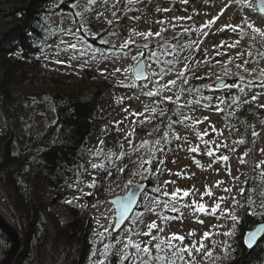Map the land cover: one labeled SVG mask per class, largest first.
Masks as SVG:
<instances>
[{
  "label": "rangeland",
  "instance_id": "374dc122",
  "mask_svg": "<svg viewBox=\"0 0 264 264\" xmlns=\"http://www.w3.org/2000/svg\"><path fill=\"white\" fill-rule=\"evenodd\" d=\"M62 1L52 0L55 6ZM93 2L81 0L77 6L81 10H88L95 7ZM106 3V6L100 7V15L106 29L107 43L122 50L109 55L99 68L92 71L115 83H125L137 61L145 59L149 69L146 85L156 91V81L165 85L168 81L176 80L175 86L170 85V90H161V93L163 99L170 96L171 102L181 108L172 141L168 139V134L160 138L156 131L155 137L147 145L133 147L136 123L154 110L152 101L136 97L121 88L112 90L110 96L102 100L101 126L114 124L115 138L121 145L120 152L132 151L140 165L146 163L150 169L163 173L158 185L161 194L181 190L178 198L167 206L165 202L169 201V196L151 200L147 208L140 212L143 222L138 233L132 232L129 227L119 233L122 246L120 264H129L132 258L131 264H135L136 256L128 247L139 245L141 249L153 236L158 235L167 242L177 244L179 250L190 247V252H179L176 264H181L182 256L185 259L183 264H227L233 256L230 247L240 234L238 224L244 217L246 201L243 194L251 159L264 177V125L258 123L255 127L259 137L253 150L249 145H243L244 127L229 125L217 110L220 96H207L210 100L207 108L197 106L198 91L187 86L184 75L188 73L186 76L199 80L200 83L196 85L201 84L204 78H211L208 83L211 90H217L216 84L226 80L228 85L225 88L237 87L249 98L257 97L256 102L264 105V86H261L264 82V57L262 60L255 58L260 54L259 48L264 49V17L253 0H121L120 3ZM54 21L63 33L48 45L47 64L30 75H34L32 80L39 87L60 86L66 89L80 86L86 81V74L82 70L85 43L78 35L73 16L55 15ZM247 29L253 31L254 36L247 34ZM148 32H159L160 36L145 38L139 35ZM125 44L127 47H123ZM175 44L191 46L182 55L179 69L162 78L153 75L161 71V61L165 56L174 53ZM71 45H75V48ZM144 45H148L147 49ZM142 50L144 55L140 56ZM151 53L157 55L151 57ZM117 68L119 72L114 71ZM180 73H183V77L178 79ZM3 124L0 116V127ZM99 146V139L90 138L89 149L98 150ZM193 148L199 150L192 151ZM209 150L213 151L212 156L207 154ZM223 156L229 159L225 161L221 158ZM92 161L85 172L74 175L67 182L61 195L49 191L44 195L50 202L52 214L59 217L65 227L78 220L79 225L87 223L89 229L94 230L95 238L101 240V249H105L107 236L115 225V209L109 199L126 194L133 184L146 183L148 174L140 172L130 183L119 177L109 179L101 187V194H98L94 178L97 169L94 165L97 166L100 159L94 157ZM169 181L172 183H166ZM208 189L212 193L210 196L205 194ZM184 191L190 194L183 196ZM193 201L196 205H206L208 213L194 211ZM216 204L220 207L213 214L211 210ZM174 206L176 211L172 210ZM257 214L260 219L264 217L263 201ZM152 222L157 227L149 229L148 225ZM164 222L168 223L166 228ZM149 232L150 235L147 234ZM205 233H209L207 239H204ZM173 234L183 236L184 240H170ZM125 255L129 257L128 260L123 259Z\"/></svg>",
  "mask_w": 264,
  "mask_h": 264
},
{
  "label": "trees",
  "instance_id": "16d2710c",
  "mask_svg": "<svg viewBox=\"0 0 264 264\" xmlns=\"http://www.w3.org/2000/svg\"><path fill=\"white\" fill-rule=\"evenodd\" d=\"M80 1L63 0L55 6L52 0H0V116L4 123L0 127V212L23 236L22 250L15 264H120L119 234L111 231L106 248L101 249V240L95 238L94 230L89 229L87 223L79 225L78 220L65 227L60 218L52 214L50 202L44 195L46 191L61 195L67 182L74 175L85 172L94 157L100 159L94 175L98 194L109 179L119 177L130 183L138 173L148 174L149 189L140 208L127 223L132 232L140 231L143 222L140 212L149 202L165 199L157 191L163 173L150 169L146 163L140 165L132 151L120 152L113 123L101 126L102 100L108 98L112 90L121 88L152 101L154 110L136 123L133 147L147 145L156 131L160 138L168 134L172 141L181 108L163 99L158 85L156 91L151 90L146 85L148 80H138L133 73L125 83H115L92 71L109 55L122 50L107 43L100 15V7L106 6L107 1L120 3L121 0H94L95 7L88 10L78 8ZM59 14L74 17L78 35L85 43L82 70L86 81L66 89L39 87L29 80L30 73L47 64L48 45L63 33L54 21L55 15ZM247 34L254 36L250 29ZM175 45L174 53L161 61L160 69L166 74L179 69L182 55L191 48ZM259 51L255 58L262 60L264 49L259 48ZM78 60L81 62L80 54ZM187 74L184 75L187 86L198 91L197 106L207 108L210 105L207 96H220L218 106L222 109L219 113L223 121L243 126V145H249L253 150L259 137L255 127L258 123L264 125V108L237 87L211 90L208 85L211 78H204L196 85L200 81ZM149 91L159 94L149 96ZM90 138L100 140L98 150L88 148ZM248 170L243 194L246 201L244 217L238 224L240 234L230 247L233 256L227 264H264V236L253 249L245 244L247 233L264 220L257 214L260 203L264 202V177L253 159ZM65 200L61 202L70 205ZM167 224L164 222V228ZM9 240L0 230V264L12 247ZM144 248L150 252H143ZM128 249L136 256L135 264H141L142 260L147 264H176L180 252L177 244L167 242L161 235L153 236L141 251L135 246ZM157 257H166V260ZM180 259L183 264L185 259L183 256Z\"/></svg>",
  "mask_w": 264,
  "mask_h": 264
},
{
  "label": "water",
  "instance_id": "95a60500",
  "mask_svg": "<svg viewBox=\"0 0 264 264\" xmlns=\"http://www.w3.org/2000/svg\"><path fill=\"white\" fill-rule=\"evenodd\" d=\"M255 3L257 7L256 9L264 17V13L261 12V8L264 7V3H262V0H255ZM145 61V59H142L140 61V63L145 65L144 75L140 76V78L138 79L141 81L147 80L149 76L148 64ZM133 76L137 78V73L134 70ZM227 83L228 81L226 80L220 81L216 84V88L223 89L228 85ZM148 189V183L138 182L130 186V189L126 194L109 199L115 209V225L113 228V232L115 234H119L123 229L127 227V223L130 222L134 214L139 209L142 198L148 191ZM0 230L10 239L9 241H11L12 243L10 251L7 253V256L1 264H15L22 250L23 236L16 229H13V226L4 217L1 216V213ZM251 232H254L255 235L251 240H249L248 236L246 235L245 244H247L250 249H253L257 246L258 242H260V240H262L264 236V221L260 222L253 230H251ZM132 260L134 259L132 258L131 260H129V264L133 262Z\"/></svg>",
  "mask_w": 264,
  "mask_h": 264
},
{
  "label": "snow or ice",
  "instance_id": "6c2138e0",
  "mask_svg": "<svg viewBox=\"0 0 264 264\" xmlns=\"http://www.w3.org/2000/svg\"><path fill=\"white\" fill-rule=\"evenodd\" d=\"M185 2H186V0H185ZM262 3H264V0H262ZM261 12L264 13V7L261 8ZM256 31H259V30L257 29ZM262 34H264V33H262ZM139 35H143V36H145V38H147L148 36H153V35H155V36H160V33L157 32V33L153 34V33H151V32H148V33H140ZM129 43H132V41H129ZM71 47H72V48H75V45H71ZM123 47H127V44H125ZM147 47H148V45H144V48H145V49H147ZM139 55H140V56H143V55H144V51L142 50V51L139 53ZM156 55H157L156 53H151V57H155ZM151 57H150V58H151ZM133 59H135V57H133ZM157 62H158V61H157ZM144 68H145V65L142 64V63H140L139 61H137L136 67H135V69H134V71L137 73V79H139L140 76H143V75H144ZM114 71L119 72L120 69L117 68V69H115ZM130 71H131V69H130ZM165 74H166V72H165L164 69H161V71H160L159 73H153V75H159L161 78H162ZM182 77H183V73H180V74L178 75L177 78L180 79V78H182ZM156 83H157V85H158V87H159L160 90H170L169 86H170V85H171V86H175L176 83H177V81H176V80H171V81H168L167 84H165V85H159V81H156ZM261 86H264V82L261 83ZM158 94H159V92L153 93V92H151V91H149V92L147 93V95H149V96H152V95H158ZM165 99L171 101L172 97H170V96H169V97H165ZM256 99H257V97H255V96L252 97V100H253V101H255ZM222 102H223V101H221V103H222ZM244 102H245V103H249L250 101H244ZM260 107H264V105H260ZM217 110H218V111H222V109H220L218 106H217ZM137 115H138V114H137ZM213 130L215 131L214 126H213ZM253 135H257V134H256V133H253ZM177 138H179V137H177ZM242 142H243V141H241V143H242ZM101 143H103V142H101ZM225 146H226V145H225ZM191 150H192V151H198L199 149H198V148H193V149H191ZM262 151H264V150H262ZM207 154H208L209 156H212L214 153H213V151L209 150ZM245 155H247V153H245ZM221 158H222L223 160H225V161H227V160L229 159L227 156H223V157H221ZM241 162H243V160H242ZM94 167H96V165H94ZM166 183H172V182L169 181V182H166ZM157 191H160V190L157 189ZM225 191H227V189H225ZM241 191L243 192V189H242ZM180 192H181L180 189H176V190H175L173 193H171V194H169V193H167V192H162V195L169 196V198H170L169 201H166V202H165V206H167V204H168L169 202H171L172 200H176V199L178 198ZM189 194H190V193H189L188 191H184V192H183V196H188ZM205 194L210 196V195L212 194V193H211V190H210V189L206 190V193H205ZM179 198L182 199V197H179ZM221 199H223V198H221ZM187 206H188V205H184V207H187ZM219 207H220V205H219V204H216V205L212 208V210H211L212 213L214 214V213L216 212V210H217ZM172 210H173V211H176L177 209H176V207L174 206ZM193 210H194V211H200V212H203V213H205V214L208 213V208H207L206 205H203V204L196 205V202H195V201H193ZM233 219L235 220L236 218L233 217ZM200 223H202V221H200ZM156 227H157V225L155 224V222H152V223H150V224L148 225V228H149V229H154V228H156ZM147 234L150 235V232L147 233ZM190 235H195V233H190ZM254 235H255L254 232H249V233H247V236H248L249 240H251V239L254 237ZM208 236H209V233H205V234H204V239H207ZM170 240H180V241H183V240H184V237H183V236H178V235H176V234H173V235L170 237ZM169 246L172 247L171 244H170ZM157 247H159V245H157ZM201 247H203V244H201ZM136 248H137L138 251H141L139 245H136ZM197 250L199 251V249H197ZM142 251L145 252V253H149V252H150V250H149L148 248H144V249H142ZM180 251H182V252H183V251H189V252H190V247H186V248L180 249ZM173 255H176V253L174 252ZM123 259H124V260H128L129 257H128L127 255H125V256L123 257ZM133 259H134V258H133ZM157 259H165V260H166V257H157ZM141 264H147V261L142 260V261H141ZM173 264H174V262H173Z\"/></svg>",
  "mask_w": 264,
  "mask_h": 264
},
{
  "label": "built area",
  "instance_id": "2783aa9c",
  "mask_svg": "<svg viewBox=\"0 0 264 264\" xmlns=\"http://www.w3.org/2000/svg\"><path fill=\"white\" fill-rule=\"evenodd\" d=\"M33 76H34V75H32V74H31V75H30V79H29V80H32ZM36 85H37V84H36Z\"/></svg>",
  "mask_w": 264,
  "mask_h": 264
},
{
  "label": "flooded vegetation",
  "instance_id": "af4514ba",
  "mask_svg": "<svg viewBox=\"0 0 264 264\" xmlns=\"http://www.w3.org/2000/svg\"><path fill=\"white\" fill-rule=\"evenodd\" d=\"M221 90H223V89H221ZM218 91H220V90H218Z\"/></svg>",
  "mask_w": 264,
  "mask_h": 264
},
{
  "label": "bare ground",
  "instance_id": "6f19581e",
  "mask_svg": "<svg viewBox=\"0 0 264 264\" xmlns=\"http://www.w3.org/2000/svg\"><path fill=\"white\" fill-rule=\"evenodd\" d=\"M2 215V214H1Z\"/></svg>",
  "mask_w": 264,
  "mask_h": 264
}]
</instances>
